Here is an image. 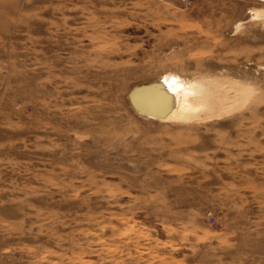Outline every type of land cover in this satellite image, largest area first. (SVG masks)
<instances>
[{
  "label": "rangeland",
  "instance_id": "obj_1",
  "mask_svg": "<svg viewBox=\"0 0 264 264\" xmlns=\"http://www.w3.org/2000/svg\"><path fill=\"white\" fill-rule=\"evenodd\" d=\"M0 264H264V0H0Z\"/></svg>",
  "mask_w": 264,
  "mask_h": 264
},
{
  "label": "water",
  "instance_id": "obj_2",
  "mask_svg": "<svg viewBox=\"0 0 264 264\" xmlns=\"http://www.w3.org/2000/svg\"><path fill=\"white\" fill-rule=\"evenodd\" d=\"M247 15L244 19H248ZM131 107L139 114L162 120L171 112L174 101L172 94L162 81H153L135 87L128 94Z\"/></svg>",
  "mask_w": 264,
  "mask_h": 264
},
{
  "label": "bare ground",
  "instance_id": "obj_3",
  "mask_svg": "<svg viewBox=\"0 0 264 264\" xmlns=\"http://www.w3.org/2000/svg\"><path fill=\"white\" fill-rule=\"evenodd\" d=\"M192 90H193L194 93L198 94L200 97L206 96V94L208 92V90L206 91L205 88H201L199 90L198 89H192ZM170 93L173 96V101L175 102V107L177 108L179 106V104H181L182 100H180L179 97L176 96L175 94H173L172 92H170ZM182 104H184V103H182ZM178 114H180V113H178V111H175L173 109V110H171L170 114L166 118L172 117V116H175V115L177 116Z\"/></svg>",
  "mask_w": 264,
  "mask_h": 264
},
{
  "label": "built area",
  "instance_id": "obj_4",
  "mask_svg": "<svg viewBox=\"0 0 264 264\" xmlns=\"http://www.w3.org/2000/svg\"><path fill=\"white\" fill-rule=\"evenodd\" d=\"M183 3H187L189 2L190 0H181Z\"/></svg>",
  "mask_w": 264,
  "mask_h": 264
}]
</instances>
